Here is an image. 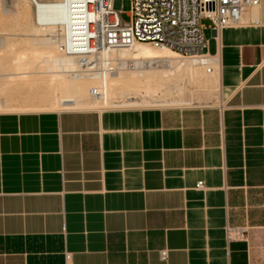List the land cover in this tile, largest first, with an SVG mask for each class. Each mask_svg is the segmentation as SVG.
I'll return each mask as SVG.
<instances>
[{"label":"crops","instance_id":"0c3cea01","mask_svg":"<svg viewBox=\"0 0 264 264\" xmlns=\"http://www.w3.org/2000/svg\"><path fill=\"white\" fill-rule=\"evenodd\" d=\"M207 38L208 103L0 111V264H264V14Z\"/></svg>","mask_w":264,"mask_h":264},{"label":"bare ground","instance_id":"6f19581e","mask_svg":"<svg viewBox=\"0 0 264 264\" xmlns=\"http://www.w3.org/2000/svg\"><path fill=\"white\" fill-rule=\"evenodd\" d=\"M31 2L34 4V19L37 29L33 28V33L29 28L27 31L29 30L35 36L39 34L38 31L41 29H48V33L46 32L47 36L39 38L41 41H37L38 38H36L37 43L33 40H29V43L26 41L27 45L24 44L23 50L17 49L18 41L16 42L14 39L7 43H4L1 39L0 44L4 45L9 52L18 50L12 58L20 67L12 74L18 77L28 76L33 73L38 74L36 77L28 78L27 84L29 86L32 84L38 85L40 80L46 81L44 84H46L47 88L45 87L42 94L50 97V102L46 106L48 105L51 110L119 108L140 104L164 106L181 104L186 101L180 96L169 98L150 97L155 96L158 90L166 88L167 84H176L185 77L198 88L208 89L214 87L219 90L217 55L205 61V55H181L177 52L179 55H176L173 53L175 51L171 49H160L148 42H136L131 47L112 50V56L116 61V69L105 80L107 86L106 97L93 96L90 91L91 88L98 86L101 81L76 74L73 71L77 67L76 59L67 55L63 49V27L67 22L68 16L65 2L63 0H37V4L32 0ZM263 14L264 3L260 7L253 9L251 15L245 21L247 22L249 17H256L261 21ZM54 27L55 29H53ZM38 42L43 43H40L41 47H36L39 45ZM205 62H208V64H205ZM130 63L137 64L140 68L138 67L139 69L135 68L136 70L133 69L131 71V68H129V72L123 71L122 68H128ZM165 65L168 67L165 68ZM209 65L213 67L211 71L207 69ZM35 66H38L40 70L32 71L31 69ZM0 71V76L8 74L3 69ZM40 83L42 86L43 81ZM41 86L39 87L41 88ZM142 92L144 93L142 94ZM25 104L27 105V103ZM42 105L44 106L45 104ZM10 106L6 101L2 102L1 111L13 110L9 109ZM38 106L30 104L26 109L34 110ZM23 107L26 106L24 105ZM35 110L39 111L38 108Z\"/></svg>","mask_w":264,"mask_h":264},{"label":"built area","instance_id":"2783aa9c","mask_svg":"<svg viewBox=\"0 0 264 264\" xmlns=\"http://www.w3.org/2000/svg\"><path fill=\"white\" fill-rule=\"evenodd\" d=\"M37 4V0H32ZM67 6V22L63 27V49L73 56L76 74L101 81L91 94L105 98L106 78L116 69L112 50L148 42L160 49H171L181 55L214 56L208 52L209 40L204 35L202 18L210 20L212 38L219 43L222 30L244 24H259L249 17L264 0H130L129 19L122 17L123 0H63ZM208 64V62H205ZM208 71L213 69L207 67ZM196 188H203L202 180ZM246 230L229 224L228 241L247 239ZM168 249L160 250L166 260Z\"/></svg>","mask_w":264,"mask_h":264},{"label":"rangeland","instance_id":"374dc122","mask_svg":"<svg viewBox=\"0 0 264 264\" xmlns=\"http://www.w3.org/2000/svg\"><path fill=\"white\" fill-rule=\"evenodd\" d=\"M54 1H57V0H54ZM130 7H131L130 0H123L122 9L124 10V12L122 13V17L126 20L130 18L128 15V11L130 10ZM201 23H203L206 26L204 29V35L207 38L211 35V30L208 27L210 24V20L207 18H202ZM28 28L29 30L31 29V32L33 31L32 30L33 28L37 29V24L34 19V4L31 2V0H0V42H1V39L4 41V43L5 42L7 43L10 40L12 41V39H14V41L16 42L18 41L17 49L19 48L21 50L22 48L24 49V44L27 45V42L29 43V40H33L36 43L37 41H41L39 38L47 36V33L49 31L48 29L47 30L41 29L40 31H38L39 34H36L34 36L33 34H31L29 30L27 31ZM53 29H55V27ZM23 32L25 33L23 34ZM33 37L34 39H32ZM36 38H38L37 41H36ZM40 43L38 42L39 45L36 44L37 45L36 47H41L42 45ZM15 52H9L4 45L2 46L0 44V70L3 69L4 71L8 73L5 76L4 75L0 76V111L2 109L1 103L4 101H6L9 106L11 105L9 109H13L14 111L32 110V109H26L28 105L30 104L39 105L37 107L39 110L49 109L48 105L46 106V104L50 102V97L48 95L42 94L46 87L45 86L46 84H44L46 81L44 80L38 81V85L40 84L39 86H41L40 82L43 81L42 83L43 85L41 86V88L37 84H32L33 85L32 87V85L29 86V84H27V80L28 78L38 76V74L33 73L28 76H21V77H18L17 75L12 74L14 71L18 70V67H20L14 61V58H12L13 55H15ZM173 53L176 55H179L176 52H173ZM138 67L139 66L137 64L130 63L128 65V68L125 67V68H122V70L129 72V68H131L130 69L131 71ZM164 67L167 68L168 66L165 65ZM31 70L38 71L40 70V68L38 66L37 67L35 66ZM29 81L31 82V80ZM143 93L144 92H142V94ZM217 95H218L217 88H214V87L208 88V89L198 88L194 84L190 83L189 80L185 77V78H182L180 82L178 81V83L176 84L174 83L167 84L166 88H164L163 90H158L155 93V96H151V97L148 96V97L150 98H162V97L169 98L172 96H180L182 99L186 101L185 103L169 105V106H181L182 107V106H193V105H196L197 103L198 104L208 103V101L210 100H215L217 98ZM132 98L135 99L134 97ZM25 103H27V105ZM42 104H45V105L43 106ZM22 105L23 106L25 105L26 107H23ZM146 106H157V107H162V108H180V107H168V106L157 105V104H146V105L140 104V105H135L132 107H146ZM113 108H118V107H113Z\"/></svg>","mask_w":264,"mask_h":264}]
</instances>
